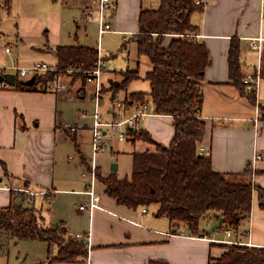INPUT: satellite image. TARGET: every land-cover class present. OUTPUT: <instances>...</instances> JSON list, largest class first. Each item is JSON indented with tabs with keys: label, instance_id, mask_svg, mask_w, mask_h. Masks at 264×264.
Listing matches in <instances>:
<instances>
[{
	"label": "crops",
	"instance_id": "obj_1",
	"mask_svg": "<svg viewBox=\"0 0 264 264\" xmlns=\"http://www.w3.org/2000/svg\"><path fill=\"white\" fill-rule=\"evenodd\" d=\"M53 1L60 4L50 5L49 12H55L52 14L55 28L58 23L61 28L66 21L63 8L79 7L80 0ZM114 1V12L112 11L110 16L114 31L110 33L121 34L123 37L131 35L132 39L139 31L140 10L144 3H149L148 8H152L158 1L160 3V0ZM204 1L206 4L204 10L192 16V22L200 27L196 39L206 43L211 55V62L205 70L202 82L204 102L201 118L206 122V133L200 146L204 148V154L212 156L216 171L242 172L248 164L253 163L255 153L264 151V134H260L259 131L260 120L258 124L253 122L256 105L240 93L230 76L229 50L233 37H238L241 43V61L245 77L246 74L257 70L258 66L261 69L262 65V74H264V0ZM13 2L14 0L11 2L10 9L5 6L9 13H11ZM87 3L88 6H84L86 9L80 6L84 19L91 1L88 0ZM158 6L159 4L155 7ZM67 12L70 14V11ZM70 18L74 19L77 28H81L77 22V16L70 14ZM52 28L50 25L45 30V35L42 34V38L25 41L19 31L15 37H12L11 33H4L0 27V65H5L4 60L8 55L5 47L11 44H15L18 51H22L20 50L22 46L31 45L40 52L51 49L56 53V49L64 45L93 46V43H82L79 35H77V42L71 43L58 40L59 36L54 38V32L52 37H48L46 32L51 31ZM175 36L167 35L165 43L169 44ZM259 36L263 37L260 41V54L257 48L252 47L254 42H259L256 39ZM90 40L92 41L93 37ZM14 54L13 59L19 62L20 55L15 52ZM142 57H144V68L142 71L140 69V75L146 79L145 75L152 68V63L147 56ZM254 57H257V61ZM53 58V64H56L57 54L54 53ZM140 58L137 53L138 64L141 62ZM251 65H254V68L250 69ZM124 70L105 74L107 70L104 69L103 73L107 76L109 83L110 80H121ZM132 82L126 90L124 89L123 97H127L132 92L150 91L149 81L146 91L133 90ZM89 87L86 91L79 88V97L87 95L91 98L93 93ZM260 87L259 105L264 106L263 82H260ZM54 90L50 87L46 90L28 91L19 90L15 86L0 89V181L3 182L0 185V207L11 203L13 189L14 197L24 200L25 205L35 207L42 213L46 225L64 223L67 234L71 238H77L75 237L77 234L83 235L77 239L85 240L88 254L79 262L52 260L57 255L58 248H54L49 255L48 243L39 241L44 244V252L30 256L29 249L23 251L20 249L24 240L4 233L0 234V256L10 253L7 264H149L151 260H165L169 264H209L212 258H219L227 250L223 243L199 235L208 227L205 222L198 235L191 234L185 224L173 225L168 217L159 216L157 204L147 206V211L143 212V207L132 208L119 204L115 198L104 192L99 193L101 195L99 206L93 210L80 209L79 204H89L91 199L85 192L86 189L81 188L82 183L80 188H76L74 185L77 184V180H74L72 176L56 177L55 174L57 137L58 133L65 131V127L61 122L64 118L58 106L60 94ZM108 94L110 96V93ZM114 105L110 106L109 111L113 113V118L120 117L122 113L116 107L113 109ZM126 114H132L130 107L126 110ZM173 121V116L157 114L153 111L151 115L141 119L138 128L149 130L158 142L169 144L175 135ZM74 127L76 129L72 132H77L80 128L77 124H74ZM128 139H131V136ZM137 141L141 139L133 143L136 144ZM142 141L145 142L143 150L153 149L148 142ZM75 144L79 149L77 136ZM148 144L150 146H147ZM120 151L126 152V150ZM135 151L137 150L131 151L132 156ZM86 161L89 162V159L82 153L76 166L85 167ZM254 168L264 172V159L255 162ZM118 169L110 168L108 171L103 169L102 171L107 175L111 171L118 173ZM86 172L87 167L82 173L87 181L86 183L84 181L85 186L89 182ZM56 182L60 184L56 185ZM253 183L262 187L264 191V173L255 174ZM17 192L21 193L17 194ZM30 192H34V195L32 196ZM59 194L74 195L64 200L59 197ZM38 196L40 197L37 198ZM46 202L51 203L48 213L43 211ZM214 222L216 225L220 224ZM217 238H224V236ZM234 238L250 241L253 246L264 247V208L260 207L258 196L254 197L251 213L241 221ZM32 250L35 251V248Z\"/></svg>",
	"mask_w": 264,
	"mask_h": 264
},
{
	"label": "trees",
	"instance_id": "obj_2",
	"mask_svg": "<svg viewBox=\"0 0 264 264\" xmlns=\"http://www.w3.org/2000/svg\"><path fill=\"white\" fill-rule=\"evenodd\" d=\"M10 9L12 0H3ZM205 1L160 0L156 8L141 7L139 31L134 34L139 57L147 56L152 68L145 78L150 82L149 92H132L126 98L150 103L157 114L174 118L175 135L169 144L158 142L149 130L137 127L131 139L148 142L153 149L135 151L130 176L120 177L116 171L103 174L97 170L98 181L104 192L119 204L132 208L157 204V214L168 217L173 225L185 224L191 234L198 235L204 222L216 221L239 230L241 221L252 210L253 199L258 196L264 208L263 188L251 179L260 170L250 163L242 172L223 173L213 167L212 156L200 153L199 147L206 133V122L201 118L204 102L203 81L205 70L211 62L208 46L192 34L200 30L192 22L196 12H202ZM176 35L169 44L166 36ZM56 71L36 74L35 83L26 84L18 79L19 90H46L61 72L69 68L77 72V78L88 81V72L98 60L94 46L64 45L57 49ZM230 76L240 93L250 102L257 104L255 93L247 91L245 73L241 61V43L233 37L229 50ZM121 80H110L108 88L114 101L115 96L127 89L139 78L140 65L127 67ZM85 91V90H84ZM76 143V137L74 136ZM8 206L0 207V234L21 240H39L48 243L49 255L58 246L52 260L60 262L82 261L88 250L84 239L69 238L64 223L46 225L42 213L35 207L25 205L24 200L14 197ZM68 235V234H67ZM227 250L209 264H264V247L240 246L223 243ZM149 264H169L165 260H151Z\"/></svg>",
	"mask_w": 264,
	"mask_h": 264
},
{
	"label": "rangeland",
	"instance_id": "obj_3",
	"mask_svg": "<svg viewBox=\"0 0 264 264\" xmlns=\"http://www.w3.org/2000/svg\"><path fill=\"white\" fill-rule=\"evenodd\" d=\"M87 1L80 0L79 5L82 7H87ZM54 3H56L55 6L60 4L58 2H54L53 0H14L11 13H9L5 7L4 1L2 0L0 1V27H2L4 33H11L12 37H15L17 35L16 33L19 31L21 36L23 37V40L27 41L33 38H42V34L45 35V30L51 25L53 27L52 30L46 32L48 37H52L54 32V38H56V36H59L57 38L58 40L71 43L77 42V35H79L81 36L82 43H93V46L96 47L97 41L99 40L98 26L95 22L89 23L83 18L82 8L80 6V8L78 6H75L74 8L64 7L63 9L66 21L63 23L61 28L59 23L56 25L55 28V20L52 15L55 12H49V6H53ZM158 4L159 1L156 5H153L152 8H156L155 6H157ZM149 6V3H144V7L148 8ZM67 11H70V14H72V16H77V22L79 23L81 28L76 27L74 19L70 18V14ZM124 34L125 33H123V35ZM91 37H93L92 41L90 40ZM9 46L12 48V52H6L8 55L4 60L6 62L5 64L12 63V59L15 55V52L20 55V61L15 62L20 66H30L35 61L47 62L50 65H55L53 64V57L55 53L54 50L48 49V51L45 50V52H40L38 49L33 48V46L31 45H25L20 48V50L22 51H18L17 46L15 44H11ZM101 52L103 54V57L105 56L104 59L106 61L104 69H106L107 72H105V74H112L114 71L124 70L125 68H127V66L135 67L138 64L136 41L131 38V35L123 37L121 34H113L110 32L105 33L101 37ZM255 53L257 55L256 50ZM254 58L257 61V57ZM140 59L141 62L139 64L140 69L142 71L144 68V57H141ZM249 67L250 69H252L254 68V65H251ZM262 70L263 65L261 66V75L263 77L260 78V82H263L262 102L264 104V74H262ZM252 72L256 74L257 70ZM76 74L77 72L73 71V69L71 68L61 72L63 80L62 82H65L68 88L61 92L54 90L55 92L60 94L58 106L59 111L64 118V120L61 122L62 125L65 127V131L60 134L58 133L57 137L58 144L56 147L57 158L55 165V174L56 177H65L66 175L72 176L74 180H77V184L74 186L76 188H80L82 183L81 188L85 190L87 189V187L84 184L85 178L83 177L82 173L85 171L86 167L87 171L91 170L92 158L94 157L92 133L90 128L92 127L94 122V113L96 111V99H91L87 95H85L84 97H79V88L81 85L83 86L84 84L81 78H77ZM105 74L103 73L102 75V100L101 98L99 99V111L102 115V119L110 120L113 119V113L109 111L110 106L114 104L116 105V98L121 101H124L126 97H123L125 94V91L123 90L115 96L116 98L113 103V100H111V96H109L108 94L109 92L105 93L103 90L104 86L105 88H108V86H110V84L108 83L107 76ZM28 78L29 76H21L20 80L26 81ZM148 85V80L141 78L133 81L131 87H135H132L133 90L146 91ZM14 86L15 85H12L11 87ZM88 87L91 89L92 92L94 91V85L89 80L86 82L85 87L82 88V90L86 91ZM49 88L50 87H48V89ZM51 88L54 87L52 86ZM115 105L113 109H115ZM83 113H85V116H83ZM260 114L261 126L259 128V131L260 134H264V106L261 105ZM219 122L221 123L222 121ZM165 123L167 122L165 121ZM74 124H77L78 127H80L78 128L77 132H72L71 130ZM74 136L78 137L79 149H77L78 147L75 144ZM105 141L106 144H104L103 148L98 151L95 156V161L97 163L96 172L98 169H101L100 167H102L103 170L108 171L112 167L113 163H117V165L119 166V176H130L133 168V156L131 151L143 150L145 147V142L141 140L137 141L136 144H134L132 139L127 138L125 140H120L118 138V132L112 129L105 136ZM147 146L150 145L148 144ZM80 149L81 153H79ZM120 150H126V152L122 153ZM82 153L89 159V162L86 161L87 166L85 167L83 165H79L77 167L76 162H78ZM102 169L101 172H103ZM263 173V170H260V172H258V174ZM254 176L255 174L252 175V180L254 179ZM86 182L87 181H85V183ZM2 184L3 182L0 181V185ZM59 184L60 183L56 182V185ZM95 190L97 193H104L103 185L98 180L96 182ZM18 193L21 192H17V194ZM73 195L74 194H59V197H62V199L65 200L66 197H71ZM39 197L40 196H38L37 198ZM50 204L51 203L49 202L45 203V205L43 206L44 213H48L49 208L51 207ZM205 225L208 226L205 230H209L212 232L214 228H216L219 224L216 225L214 221H209L205 222ZM220 236L224 235L219 234L218 237ZM69 238L71 237L66 234L64 238H61V240L63 243H67ZM23 242L24 244L20 246V249H22V251L24 249H29L30 256L38 255L39 252L42 251L44 252V244L39 243V240H24ZM56 247L58 248V246ZM34 248L35 251L32 250ZM9 254L5 253L0 256V264H7L9 262Z\"/></svg>",
	"mask_w": 264,
	"mask_h": 264
},
{
	"label": "built area",
	"instance_id": "obj_4",
	"mask_svg": "<svg viewBox=\"0 0 264 264\" xmlns=\"http://www.w3.org/2000/svg\"><path fill=\"white\" fill-rule=\"evenodd\" d=\"M203 0H197V3H201ZM115 7V1L114 0H91V5L87 8L85 12V19L88 22H96L98 26V35L99 40L95 48L98 50V60L95 65V67L88 72V80L94 85V91L93 98L96 99V111L94 113V122L91 127L92 131V144L94 149V157L92 158V166L91 170L87 171L85 175L89 177V182L86 185L87 189L85 192H87L91 199L89 201V204H79L80 209H89L93 210L97 206H99V202L101 199V195L96 192L95 186L96 182L98 180L97 178V163L95 161V156L98 151H100L104 144H106L105 136L109 133V131L116 130L118 132V138L120 140H125L131 136V132L134 131L140 124L141 119L144 116L151 115L153 113L152 107L150 103L148 102H142L139 100H132L129 105L126 104L125 100L121 101L118 98L115 101L116 108L118 111H120L122 114L120 117H115L110 120H104L102 119V115L99 111L100 101L101 98V92H102V75L104 72V67L106 65V61L102 55L101 52V37L107 33L112 32L113 30V24L110 20V16L112 11ZM193 37H196L197 34H192ZM257 43H253L252 47L257 48L259 51V54L261 52V45L260 41L263 39V37L259 36L256 37ZM5 50L7 53L12 52V48L10 46H6ZM13 59L11 64H5L0 65V74H7V73H13L16 75V80L20 79L21 76H29V78L33 75L36 76V74H46L50 71H56L57 67L55 65H50L47 62H41V61H35L30 66H20L17 63H15ZM260 78H261V69L260 66L257 67V72L255 73H248L244 79L247 87V91L255 93L257 97V104H256V115L253 118V122L255 124H258L260 120V102L258 99V92L260 87ZM62 75H59L56 80H54L52 85H49V87H54L56 91H63L68 88L67 84L65 82H62ZM12 85L7 82L6 80L0 81V89L3 88H9ZM102 100V98H101ZM130 107L132 109V114H126V110ZM83 116H85V113H83ZM76 128L72 126V131H74ZM200 153H204V148L202 146L199 147ZM264 159V151H260L254 154L253 157V166L255 162ZM31 195H34V192H30ZM146 207H143V212H146ZM237 230H235L231 226H226L223 224H219L214 230L211 232L209 230H204L202 233H200V236L206 237L212 241L225 243V244H234V245H240V246H253L250 241H244L241 238H234L235 233ZM219 234L224 235V238H217ZM213 235V236H210ZM83 235L77 234L75 237L81 238Z\"/></svg>",
	"mask_w": 264,
	"mask_h": 264
},
{
	"label": "water",
	"instance_id": "obj_5",
	"mask_svg": "<svg viewBox=\"0 0 264 264\" xmlns=\"http://www.w3.org/2000/svg\"><path fill=\"white\" fill-rule=\"evenodd\" d=\"M55 54H57L55 52ZM3 80H6L7 82H9L11 85H16L17 83V80H16V75L13 74V73H7L5 75L3 74H0V81H3ZM35 80H36V76L33 75L31 76L30 78H28L26 80V84H34L35 83ZM91 98H93V95H91ZM112 170H117L118 169V165L117 163H113L112 167H111Z\"/></svg>",
	"mask_w": 264,
	"mask_h": 264
}]
</instances>
